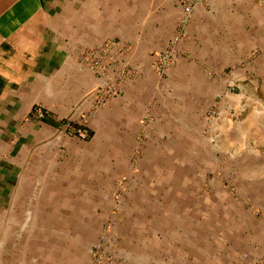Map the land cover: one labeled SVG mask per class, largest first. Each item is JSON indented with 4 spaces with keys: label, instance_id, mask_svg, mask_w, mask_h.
<instances>
[{
    "label": "crops",
    "instance_id": "0c3cea01",
    "mask_svg": "<svg viewBox=\"0 0 264 264\" xmlns=\"http://www.w3.org/2000/svg\"><path fill=\"white\" fill-rule=\"evenodd\" d=\"M181 14L174 0H0V264H90L148 115L141 169L125 174L133 179L109 237L115 259L100 264H232L255 247L264 258V227L223 217L200 167L205 116L218 100L214 127L227 145L249 148L255 133L264 145V5L196 7L183 56L161 80L153 54ZM107 39L130 44L139 75L87 122V140L67 136L62 124L77 123L103 84L78 56ZM35 106L44 120L29 119Z\"/></svg>",
    "mask_w": 264,
    "mask_h": 264
},
{
    "label": "rangeland",
    "instance_id": "374dc122",
    "mask_svg": "<svg viewBox=\"0 0 264 264\" xmlns=\"http://www.w3.org/2000/svg\"><path fill=\"white\" fill-rule=\"evenodd\" d=\"M207 129L208 125L205 116V128L201 134L202 140L200 148L202 152L201 155L204 159V164L200 166L201 172L202 174H206V177L201 182L202 188L210 187L217 190L216 200L223 205L221 206L223 207L222 216L226 219L237 222L243 221L251 230L264 227V145H260V143L256 142L258 140L255 138V135H257L255 133L251 136L249 148H234L226 144L221 132L216 130L214 125L213 129L216 137L215 141L211 142L206 134ZM137 134L138 132H136L132 143V152L127 164V170L117 180L115 188L111 192L110 208L105 215L104 223L99 227L98 241L95 246L98 245L107 217H110L111 226L108 228L107 233L108 243L105 246L104 253L101 255V263L105 260L115 259L113 256L114 254L109 251V237L114 228L115 213L127 189L128 183L141 169V163L147 145L146 132L144 133L145 139L142 153L137 157L136 169L134 171L131 170V168L133 169L131 166H133L132 159ZM128 170H130L131 173H135L133 177L130 178L128 175H125ZM119 182L124 183L122 189L118 186ZM115 194H119L117 199H115ZM202 215V219L209 218V213L203 212ZM256 236L257 235L254 237ZM252 238L253 235H250L249 240H252ZM238 240L239 239H235V242ZM235 245L237 248L242 249L241 242H237ZM258 255V251L255 247L253 251L244 250L236 253L235 257L232 255L231 261L232 264H264V258Z\"/></svg>",
    "mask_w": 264,
    "mask_h": 264
},
{
    "label": "built area",
    "instance_id": "2783aa9c",
    "mask_svg": "<svg viewBox=\"0 0 264 264\" xmlns=\"http://www.w3.org/2000/svg\"><path fill=\"white\" fill-rule=\"evenodd\" d=\"M175 5L182 11L179 17L175 31L169 39L166 48L163 51L154 53V70L161 80H164L171 68H173L178 60L183 56L179 50V45L187 39V26L190 23L193 11L196 7L208 5L211 0H174ZM264 5V0H254ZM130 50V44L122 42L120 39H107L97 47L88 48L80 52L78 56L79 63L90 70L97 79L103 81V84L92 89L88 95L92 97L93 102L80 115L79 121L76 123L71 119H67L61 126L62 131L70 137H77L82 140L89 138L87 122L94 117L99 111L108 106L110 102L122 95V86L124 83L134 81L139 72L132 67L126 60V54ZM149 110L153 107L148 105ZM221 105L219 100L213 104L206 114V122L208 125L207 136L211 142L215 141L213 125L220 115ZM47 113L40 107L35 106L29 114V119L44 120ZM150 115L145 116L139 124L137 137L134 144L133 153V169H136L138 156L142 153L144 146V133L149 126ZM125 180V179H123ZM120 189L124 186L123 182H119ZM119 194H115V199ZM111 219L107 217L103 226L98 245L91 250V264H100L101 255L104 253L106 244L108 243V228L111 226ZM107 229V230H106Z\"/></svg>",
    "mask_w": 264,
    "mask_h": 264
}]
</instances>
